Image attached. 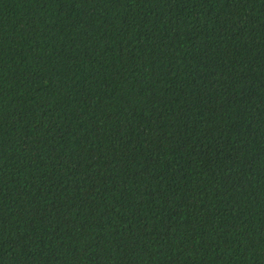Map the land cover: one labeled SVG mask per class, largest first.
<instances>
[{"label":"trees","instance_id":"obj_1","mask_svg":"<svg viewBox=\"0 0 264 264\" xmlns=\"http://www.w3.org/2000/svg\"><path fill=\"white\" fill-rule=\"evenodd\" d=\"M0 264H264V0H0Z\"/></svg>","mask_w":264,"mask_h":264}]
</instances>
